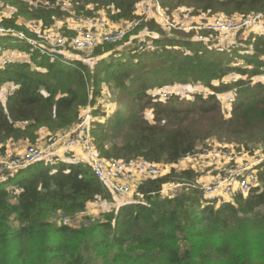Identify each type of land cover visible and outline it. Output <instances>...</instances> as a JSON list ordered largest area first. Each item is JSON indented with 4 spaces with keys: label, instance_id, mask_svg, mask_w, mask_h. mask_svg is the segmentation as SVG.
<instances>
[{
    "label": "trees",
    "instance_id": "trees-1",
    "mask_svg": "<svg viewBox=\"0 0 264 264\" xmlns=\"http://www.w3.org/2000/svg\"><path fill=\"white\" fill-rule=\"evenodd\" d=\"M1 1L14 13L0 26L28 36L21 18L48 29L67 15L57 8L59 0H34L36 8L24 0ZM67 1L79 17L105 14L121 22L133 21L145 0ZM160 2L169 14L186 7L227 18L264 16V0ZM146 26L147 41L128 36L104 43L88 61L79 53L50 57L16 35H0V55L11 50L28 57L0 61V88L15 87L0 102V143H35L42 129L54 136L81 121L82 108L96 106L91 137L104 159L177 164L213 137L264 147V31L218 49L206 42L210 33L169 34L153 22ZM233 75L238 79L226 81ZM189 84L215 94L162 99L164 88ZM230 91L235 96L225 109L218 94ZM106 94L113 96L112 114L99 101ZM22 122L28 124L20 129ZM259 180L262 185L247 195L204 203L191 186L194 175L173 170L146 181L135 201L75 228L53 219L73 217L99 199L113 203L114 196L89 165L57 156L43 160L0 182V264H264V165ZM172 182L187 184L164 196Z\"/></svg>",
    "mask_w": 264,
    "mask_h": 264
},
{
    "label": "built area",
    "instance_id": "built-area-1",
    "mask_svg": "<svg viewBox=\"0 0 264 264\" xmlns=\"http://www.w3.org/2000/svg\"><path fill=\"white\" fill-rule=\"evenodd\" d=\"M35 3L37 5L40 2L35 1ZM43 4L47 5L48 3L45 2ZM56 4L57 7H60L61 11L62 9L68 10L65 7L72 8L67 0H59ZM73 16L79 19L80 23L75 29L76 33L70 37L52 36L53 49L46 53L48 56L52 57L53 54L58 53L66 55V57H75V54L72 55L71 53H79L82 56L81 58L85 60L92 55L94 49L99 45L123 41L126 37L133 35L146 21L153 22L161 27H176L174 23L166 18L165 9L160 0H153V3L148 4L140 13L136 12V18L133 21H126L118 28L108 27L105 20L98 17L101 15L79 17L73 11ZM225 18L218 19L207 25H191L188 30L207 31L210 33V37L215 38L218 42L223 41L222 37L224 34L235 33L246 28H254L255 35L264 31V16L261 14H252L247 17L242 16L238 20L235 17ZM0 35H16L25 39L24 41L27 43L38 46L37 42L28 40L22 32L15 31L14 29L0 26ZM41 51L44 53V50L41 49ZM5 60L6 62L16 61L12 55L10 57L7 56ZM169 96L170 94L166 90L162 91L163 100ZM84 112L85 114L81 121L73 127L64 130L44 146H31L24 154L15 157L12 162H6L8 165L7 170L10 172L9 176L14 175L19 170L29 168L37 162L54 159L60 152L64 154L68 161L82 162L89 165L95 176L102 181L114 197L127 198L134 197L138 188L144 185L146 181L162 177L165 174V167L176 169L173 167L174 165L201 155L200 152L202 151L197 149L195 153L181 158L177 164L167 165L150 163L143 159L125 162L117 159L101 158L92 143V107L87 106ZM18 124L27 125L28 122ZM203 154L206 153L203 152ZM222 158L227 160L224 163L230 160L235 163L237 156L231 153L225 154ZM217 162L222 161L209 162L207 168L216 166L215 163ZM262 165H264V156L259 159L251 157V161H248L244 167H234L235 169H228L224 165L218 168L215 167L209 169L211 173L214 170L217 171V174H213L210 178L209 183L198 186L194 182L191 186L200 189L204 203H210L214 200L230 201L237 195H247L250 191L262 185L259 180V171ZM85 212H80L73 217L63 216L59 213L62 219L61 222H58L72 227L71 222Z\"/></svg>",
    "mask_w": 264,
    "mask_h": 264
},
{
    "label": "rangeland",
    "instance_id": "rangeland-1",
    "mask_svg": "<svg viewBox=\"0 0 264 264\" xmlns=\"http://www.w3.org/2000/svg\"><path fill=\"white\" fill-rule=\"evenodd\" d=\"M32 7H39L36 5L34 0H24ZM153 3V0H145L142 4H139L137 6L136 12L140 13L148 4ZM46 6V4H43ZM42 7V8H43ZM58 8V7H57ZM63 10L65 17L62 19H56L54 24L46 29L43 25V23L34 21V20H25L24 18H21L19 21V24H22L32 36H28L25 32L22 31V33L27 37L28 40L37 42L38 48L44 50V53L46 54L48 51L53 49L52 46V36L56 37H70L73 36L76 31L75 29L80 25L79 19L75 18L73 16V8L71 7H65ZM165 9V8H164ZM61 10V9H60ZM194 9L191 8H178L172 11V13H168V10L165 9L166 18L174 23L176 25L175 28H168V27H161L165 32L169 34H173L175 32H183V33H189L192 30H188L191 25H198V24H209L213 21H216L218 19H226L224 15L216 13H204V12H195ZM14 10L11 6L7 5L6 2H3L0 0V22L4 19H10L13 16ZM99 18L105 20L108 27L112 28H118L120 27L124 22H114L108 18L105 14H101V16H98ZM242 17V16H241ZM239 16H235V19L238 20ZM150 23V21L144 22L142 26V30H137L134 32L133 35L130 36L131 40H141L143 42L147 41V37H149L151 30L146 26V24ZM3 27V26H2ZM183 27V29H182ZM14 29V28H11ZM254 28H246L242 29L235 33H227L224 34L222 39L223 41L218 42L215 38H211L210 35H207L206 42H212L214 44V47H218V49H223V47H228L231 45L238 46L243 44L242 41H245L250 37V35L254 34L255 31ZM198 32H206L207 31H198ZM155 34V33H154ZM50 37V38H46ZM13 56L16 60L21 61H27L28 57L19 55L16 51L7 50L2 52L0 55V61H4L5 58L8 56ZM82 57V56H81ZM89 58H86L85 61H88ZM238 79L237 76H229L226 81L233 82L234 80ZM263 79V78H262ZM259 81V80H258ZM264 82V79L262 80ZM15 90V87L13 85H5L0 88V102H4L7 98V96L12 93ZM171 97V95H176L179 97H192L195 94H204L205 96L208 95H214L215 92L211 91L210 89L204 87L200 84H189V85H183V86H174V87H166L164 88ZM104 91L108 93V89L104 87ZM161 92V91H160ZM235 92L230 91L223 94H218V98L221 100L223 106L225 109H229L231 106L232 99H234ZM100 103H102L103 110L106 112H109V114H112L114 111V101L113 96L109 97L108 94H106L104 97H102L100 100ZM98 106V105H97ZM92 107V112L94 109H96V106ZM86 107L82 108L81 112V118L85 114ZM227 113V117L230 113ZM149 118H151V114H148ZM18 128L23 129L26 125L24 124H17ZM74 126V125H73ZM71 126V127H73ZM70 127V128H71ZM64 130L59 131L56 135L51 136L50 132L47 129H42L37 132V139L35 140V143H32L30 139H20L18 141L15 140H9L8 142L0 143V182L4 181L9 175L10 172L7 170L8 165L6 162H12L15 157L24 154L27 149L31 146H44L47 142L51 141L54 137L61 134ZM46 142V143H45ZM201 155L194 157L187 161H182L177 165H174L176 169L165 167L164 168V175H169L173 172V170H176L177 172H191L194 175V182L198 186L205 185L209 183L210 178L213 176V174H217V171L214 170L213 173L209 171V169L218 168L224 165V167L234 168V167H244L247 165L248 161H251V157H255L256 159H259L264 156V147L258 146V145H250V149L246 148L244 144H238L235 142H228L225 140H220L219 138L213 137L211 139H208L205 141L202 145L198 147ZM205 152L206 154H203ZM60 153V152H59ZM235 154L237 156L236 162L229 161L227 163H224L225 154ZM58 154V158H59ZM222 161L215 163L216 166H212L210 168H207V165L209 162H215V161ZM4 162V163H3ZM235 169V168H234ZM237 171V170H236ZM185 179V178H184ZM187 183L180 184L177 182L169 183L165 186L163 195L164 196H170L173 197L174 195L180 193L183 188H185ZM115 201L113 203L98 200L96 202L89 203L87 206V210L83 215L78 216L75 218L71 225L72 227L78 228L83 223H85L86 219H92L94 221H101L105 214L115 211L121 204L135 201V197H127V198H117L114 197ZM62 216L60 214H57L56 217H54L53 220L58 223L61 222Z\"/></svg>",
    "mask_w": 264,
    "mask_h": 264
},
{
    "label": "crops",
    "instance_id": "crops-1",
    "mask_svg": "<svg viewBox=\"0 0 264 264\" xmlns=\"http://www.w3.org/2000/svg\"><path fill=\"white\" fill-rule=\"evenodd\" d=\"M19 55H21V54H19ZM27 57V56H26ZM9 85H11V84H9ZM8 85V86H9ZM46 143V142H45ZM60 156H59V159H64V160H66L67 158L64 156V154L63 153H58ZM58 156V155H57Z\"/></svg>",
    "mask_w": 264,
    "mask_h": 264
}]
</instances>
